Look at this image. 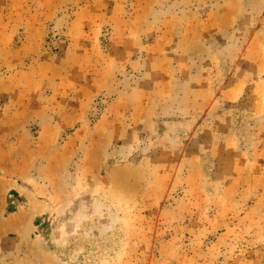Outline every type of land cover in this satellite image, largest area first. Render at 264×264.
Instances as JSON below:
<instances>
[{
	"label": "rangeland",
	"instance_id": "374dc122",
	"mask_svg": "<svg viewBox=\"0 0 264 264\" xmlns=\"http://www.w3.org/2000/svg\"><path fill=\"white\" fill-rule=\"evenodd\" d=\"M0 264H264V0H0Z\"/></svg>",
	"mask_w": 264,
	"mask_h": 264
}]
</instances>
